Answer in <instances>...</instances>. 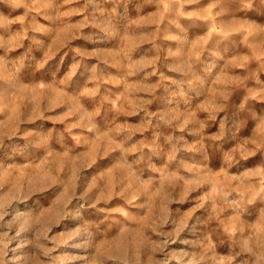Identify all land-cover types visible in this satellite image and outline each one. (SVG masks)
Listing matches in <instances>:
<instances>
[{
	"label": "rangeland",
	"instance_id": "rangeland-1",
	"mask_svg": "<svg viewBox=\"0 0 264 264\" xmlns=\"http://www.w3.org/2000/svg\"><path fill=\"white\" fill-rule=\"evenodd\" d=\"M0 264H264V0H0Z\"/></svg>",
	"mask_w": 264,
	"mask_h": 264
}]
</instances>
